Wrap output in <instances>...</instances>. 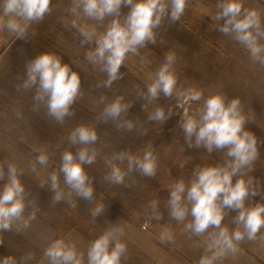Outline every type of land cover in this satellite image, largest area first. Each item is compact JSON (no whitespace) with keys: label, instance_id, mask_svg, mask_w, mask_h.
<instances>
[{"label":"clouds","instance_id":"9594fccd","mask_svg":"<svg viewBox=\"0 0 264 264\" xmlns=\"http://www.w3.org/2000/svg\"><path fill=\"white\" fill-rule=\"evenodd\" d=\"M187 0H72L70 11L75 14L82 12L84 16L96 21H103L112 16L107 29L97 35L95 31L79 29L83 39L82 44L93 42L95 46L86 53V58L93 65H99L102 72L107 73V80L98 87L110 88L113 82L120 80L124 73L120 68L129 54H138V49L147 44H155V29L162 25L165 19L175 23L184 14ZM51 0H3L0 16V31L7 30L16 34L18 38L25 37L26 30L32 22L43 20L45 15L51 14ZM129 10L121 20V9ZM217 11L210 15L212 21H223L219 31L230 35L237 43L244 46L253 62L264 67V30L257 11L243 8L241 0H223L216 5ZM4 17H8L5 21ZM73 23V27H75ZM175 55H166L165 63L159 68L152 83L147 86L146 94L142 95L145 103L143 110L147 113V120L162 124L172 115V109L165 111L157 106L147 112V104L160 98L172 97L175 93L182 103L200 101L201 91L177 89V78L173 65ZM23 89L35 88L34 100L47 106L48 115L56 122L63 123L67 117L75 115L72 107L80 93L81 78L73 71L68 63L51 52H42L26 65L25 79L21 85ZM106 98L100 97L103 103ZM240 98L234 97L226 102L222 94H213L204 99L201 109L189 114L185 109L179 126L184 133V139L189 148H203L208 153L224 151L226 159L222 164L197 167L193 171L188 183L184 179H176L169 186L167 200L168 215L172 220L183 223L191 216V221L185 227L197 236H202L210 228L218 231L209 233L206 241V253L199 264H215L226 253L235 252L237 244L247 237L255 240L257 233L264 228V204L246 206L250 196L258 192L253 187L254 178L248 177L247 172L259 157L257 137L245 129L246 118L240 109ZM132 104L124 102L122 96L104 105L99 119L107 123L112 121L118 130L133 131L136 119H129L128 111ZM146 135V132L142 133ZM69 142L79 145L75 152L68 149L61 155L59 171H52L48 191L52 193L53 203H59L65 193L60 189V174L64 183L70 189L69 195L75 193L81 199L92 202L94 187L85 165H92L98 155L94 145L99 137L94 127L81 124L69 134ZM36 163L47 166L49 156L40 151ZM127 163V170L121 165ZM109 169L104 179L112 184H124L125 177L132 172L141 176L155 178L158 168L157 156L151 143L142 149V155L129 152L113 153L105 160ZM5 166L7 180L0 188V231L12 230L14 222L22 221L28 227L35 218V211L25 218L24 213L29 206L26 199L25 186L20 177L23 170L18 169L13 162L0 163V181L5 180ZM184 167L183 164L180 165ZM35 164L32 171H35ZM247 170V172L245 171ZM234 177H236L234 182ZM41 181L40 187L44 188ZM158 200L150 201L148 207L151 215L142 225L143 229L150 226L151 220H160L163 214L158 211ZM228 211H237L233 218L236 228L232 231L222 224ZM97 207L93 216L100 215ZM241 228L243 230H241ZM19 230V229H17ZM118 229H109L98 236L89 246L87 264H121V258L127 249L117 233ZM122 234V233H121ZM171 238L168 232L160 237L161 241ZM48 264H83V257L77 253L73 244L63 240L53 241L44 251ZM33 259L28 253L18 262L14 256H5L0 264H25Z\"/></svg>","mask_w":264,"mask_h":264},{"label":"rangeland","instance_id":"374dc122","mask_svg":"<svg viewBox=\"0 0 264 264\" xmlns=\"http://www.w3.org/2000/svg\"><path fill=\"white\" fill-rule=\"evenodd\" d=\"M222 2L213 0V7H204L206 18L200 11L197 12L196 23L205 36L198 34L197 38L190 39L181 35V44L176 41L165 43L161 45V52L150 50L147 46L145 52L139 53V59L129 54L120 68L123 77L113 82L110 88L98 87L107 80V73L102 72L99 65L88 61L86 53L90 51L89 45L82 44V39L72 38L69 52L51 51L63 63H68L81 78L80 93L72 107L75 115L67 117L62 124L48 115L46 104L34 100L35 88L21 87L27 63L38 54L48 52L50 47L45 25L37 26L32 22L23 38L7 30L0 31V163L13 162L23 170L20 179L29 202L25 218L35 211V218L28 227L17 221L12 230L0 231V259L11 255L19 262L21 257L32 253L33 259L25 261V264H35L43 247L57 240L63 230L93 226V211L97 207L103 213L133 214L142 228L151 215L150 201L158 200V211L163 217L151 220V227L158 222H173L167 209L169 186L180 178L188 183L195 168L222 164L226 159L222 150L208 153L203 148H189L179 126L185 109L190 115L196 113L202 108L204 99L213 94L224 95L226 102L234 97L240 98V109L246 118L245 129L256 135L259 150V157L251 166L254 170L245 171L248 177L254 178L253 187L258 186L255 174L264 170V67L251 60L243 45L219 31L222 20L212 21L210 15L215 14L216 5ZM241 2L244 9L257 11L264 30V0ZM2 4L3 0H0V16L3 15ZM4 19L6 21L8 17ZM261 43L264 44V40ZM58 47L60 50L61 45ZM169 53L175 55L173 69L177 89L199 90L203 98L182 103L175 93L167 98L161 95L146 107L147 112L157 106L164 107L166 112L172 109V115L162 124L147 120V113L142 107L145 101L140 97L146 94L147 86L153 82ZM102 95L106 98L103 103L100 100ZM117 96L132 104L127 118L136 119V127L131 132L118 130L112 121L105 123L99 119L104 105ZM81 124L94 127L99 137L91 146L97 150V158L92 165H85L94 187L93 200L85 201L75 193L69 195L70 189L61 173L60 189L65 195L59 203H53L52 193L48 191L49 176L52 171H59L61 155L65 150L75 152L81 147L72 145L68 139L70 132ZM144 132L146 135H142ZM149 143L157 156L155 178L144 177L134 171L125 177L124 184H112L104 179L109 171L105 160L113 153L124 151L142 155V149ZM37 149L48 154L47 166L36 163L40 154ZM34 164L36 170L32 171ZM121 167L127 170L126 161ZM6 180L5 166V180L0 181V188ZM41 181L45 182L44 188L40 187Z\"/></svg>","mask_w":264,"mask_h":264},{"label":"crops","instance_id":"0c3cea01","mask_svg":"<svg viewBox=\"0 0 264 264\" xmlns=\"http://www.w3.org/2000/svg\"><path fill=\"white\" fill-rule=\"evenodd\" d=\"M71 5L72 0H51V14L45 15V19L41 21L33 22V25L34 23L37 26L45 25V36L47 43L50 45L49 49H47L48 52H69L71 51L70 41L72 38L76 40L78 38L80 40L83 39L79 29L94 30L99 35L107 29L112 19H114V17L109 16L103 21H96L89 19L79 11L73 14L70 11ZM199 7H201V10H199ZM204 7H213V0H187L184 14L180 19L175 23L165 19L162 25L155 29L156 43H149L145 47L139 48L138 56L136 54L132 58L139 59V53L145 52L147 46L150 47V50L161 52L163 51L161 45L165 43L177 42L181 44V35L190 39L197 38L198 34L205 36L203 30L196 23L197 12L200 11L206 18L207 10ZM128 10L127 7L121 9V20H123V15ZM73 23H75V27H73ZM58 40L61 42L59 43ZM94 41L95 36L93 37V42L87 43L89 45L88 50L94 48ZM59 45H61L60 50ZM255 175H257L256 177L259 181L258 186H255L258 194L248 198L246 201V206L248 207L255 206L258 203L264 204V170L259 171ZM237 214V211H228L222 221V224L227 225L230 231L236 228L232 221ZM191 219L189 215L183 223H178L175 220L169 223L163 222V224L158 222L153 224L154 226L152 225V227L150 225L147 229H143L140 223L136 222L138 221L137 216L133 214L123 215L118 212H102L94 218L95 223L93 226L88 228L71 227L58 234V239L75 245L77 253L83 257V264H87V252L90 244L105 231L118 229V238L126 245L127 249L125 255L121 258V264H199V260L203 255H210V253L205 252L209 233H214L218 230L210 228L202 236H197L185 227ZM241 230L243 229L241 228ZM168 232L171 233V238H166L162 242L160 237ZM49 245H46L40 251L38 261L35 264H48V260L43 254ZM215 264H264V228L260 229L255 240H248L245 237L244 240L237 244V250L234 253H226Z\"/></svg>","mask_w":264,"mask_h":264}]
</instances>
